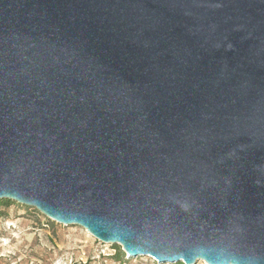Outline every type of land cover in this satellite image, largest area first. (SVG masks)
Returning a JSON list of instances; mask_svg holds the SVG:
<instances>
[{
  "label": "water",
  "instance_id": "obj_1",
  "mask_svg": "<svg viewBox=\"0 0 264 264\" xmlns=\"http://www.w3.org/2000/svg\"><path fill=\"white\" fill-rule=\"evenodd\" d=\"M129 259L264 264V0H0V201Z\"/></svg>",
  "mask_w": 264,
  "mask_h": 264
},
{
  "label": "rangeland",
  "instance_id": "obj_2",
  "mask_svg": "<svg viewBox=\"0 0 264 264\" xmlns=\"http://www.w3.org/2000/svg\"><path fill=\"white\" fill-rule=\"evenodd\" d=\"M7 201H0V264H158L126 254L125 262H117L118 245L101 243L79 226L58 224L33 207Z\"/></svg>",
  "mask_w": 264,
  "mask_h": 264
},
{
  "label": "trees",
  "instance_id": "obj_3",
  "mask_svg": "<svg viewBox=\"0 0 264 264\" xmlns=\"http://www.w3.org/2000/svg\"><path fill=\"white\" fill-rule=\"evenodd\" d=\"M7 202H10V201H7ZM117 247L120 250L119 255L116 258L117 262H125V260H124L125 253L123 251H121L119 246H117ZM177 264H182V263H177Z\"/></svg>",
  "mask_w": 264,
  "mask_h": 264
}]
</instances>
